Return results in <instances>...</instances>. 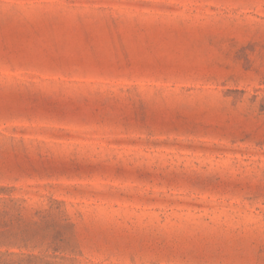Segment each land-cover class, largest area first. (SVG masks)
<instances>
[{
  "label": "rangeland",
  "instance_id": "1",
  "mask_svg": "<svg viewBox=\"0 0 264 264\" xmlns=\"http://www.w3.org/2000/svg\"><path fill=\"white\" fill-rule=\"evenodd\" d=\"M0 264H264V0H0Z\"/></svg>",
  "mask_w": 264,
  "mask_h": 264
}]
</instances>
